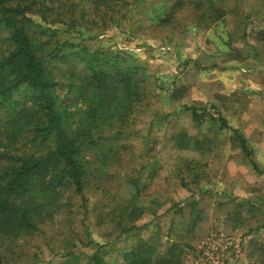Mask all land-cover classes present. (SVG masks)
Wrapping results in <instances>:
<instances>
[{
    "label": "rangeland",
    "instance_id": "rangeland-1",
    "mask_svg": "<svg viewBox=\"0 0 264 264\" xmlns=\"http://www.w3.org/2000/svg\"><path fill=\"white\" fill-rule=\"evenodd\" d=\"M175 1H50L65 9L64 22L36 6L26 12L40 27L29 34L51 41L45 53L52 47L66 56L53 60L52 52L46 64L60 83L61 108L77 110L75 121L84 101L69 88L79 71L70 64L80 47L139 65L151 93L133 107L123 135L124 126L112 123L85 153L84 200L67 190L42 232L2 244L0 264H93V255L100 264H122L138 239L159 254L179 241L183 264H264V170H253L233 133L219 129V115L230 123L231 102L247 97L241 90L225 96L218 74L232 67L262 81L264 0H181L184 7L161 24ZM214 7L221 18L212 16ZM180 130L202 144L176 148L172 136ZM140 166L133 196L125 176ZM128 199L139 216L131 217V206L119 215Z\"/></svg>",
    "mask_w": 264,
    "mask_h": 264
},
{
    "label": "trees",
    "instance_id": "trees-1",
    "mask_svg": "<svg viewBox=\"0 0 264 264\" xmlns=\"http://www.w3.org/2000/svg\"><path fill=\"white\" fill-rule=\"evenodd\" d=\"M50 1L0 0V25L4 31L0 42L4 47L0 51V248L3 243L42 232V226L57 211L59 200L67 190L72 189L84 200L88 174L85 153L97 148L104 129L112 123L124 126L118 131L123 135L125 128L132 125L133 107L151 93L147 88L150 91L147 95L143 68L139 65L124 64L116 55L80 47L77 61L70 64L79 71L69 88L73 86L84 101L75 121L77 110L61 108L57 93L60 83L46 64L50 57L62 60L66 56H59L52 47L45 53L50 39L32 37L29 28L40 30V27L25 15L36 6L38 12H54L58 22H64L60 16L65 9H53ZM97 1L91 0V3ZM184 4L176 0L171 11L160 18V23L167 24L170 14H175ZM74 5L69 4L71 12ZM212 16L219 19L223 11L214 7ZM257 34L264 35V29ZM219 119V129L233 133L245 160L259 172L247 140L224 117L219 115ZM172 141L178 149L198 148L202 144L181 130L172 136ZM141 168L125 176L126 184L134 190L133 196L138 190ZM129 206L131 217L139 216L141 208L132 205L129 199L119 215ZM118 225L124 230L121 221ZM92 259L93 264L101 263L98 255ZM182 260L183 248L179 241L169 243L159 254L147 239H138L130 253L124 255L122 264H183Z\"/></svg>",
    "mask_w": 264,
    "mask_h": 264
},
{
    "label": "crops",
    "instance_id": "crops-1",
    "mask_svg": "<svg viewBox=\"0 0 264 264\" xmlns=\"http://www.w3.org/2000/svg\"><path fill=\"white\" fill-rule=\"evenodd\" d=\"M260 70H263L264 75V67ZM219 71H221L218 74L223 86L222 92L225 96L241 90L247 97L243 102L237 103L235 100L231 102L228 112L231 118L228 125L247 140L258 168L264 170V76L262 81L254 82L252 76L241 75L238 69L232 67ZM229 76H235V82L230 83ZM262 232L264 229L261 234Z\"/></svg>",
    "mask_w": 264,
    "mask_h": 264
}]
</instances>
